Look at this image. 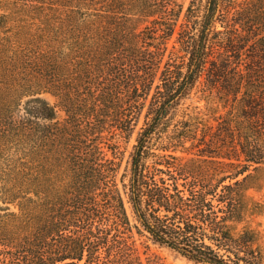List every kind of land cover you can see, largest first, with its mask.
Wrapping results in <instances>:
<instances>
[{
  "label": "trees",
  "instance_id": "1",
  "mask_svg": "<svg viewBox=\"0 0 264 264\" xmlns=\"http://www.w3.org/2000/svg\"><path fill=\"white\" fill-rule=\"evenodd\" d=\"M0 9V264H264V0ZM44 93L63 118L22 111Z\"/></svg>",
  "mask_w": 264,
  "mask_h": 264
},
{
  "label": "rangeland",
  "instance_id": "2",
  "mask_svg": "<svg viewBox=\"0 0 264 264\" xmlns=\"http://www.w3.org/2000/svg\"><path fill=\"white\" fill-rule=\"evenodd\" d=\"M183 1L185 2L186 6L190 2V0H183ZM0 13H2L1 9H0ZM174 40L175 38L173 39V41ZM182 102H186L187 104H193V105L199 106L203 110H205L206 107L208 106L207 100L200 98L196 94H192L189 98L182 100ZM54 103H55L54 97L51 96L50 94L44 93L41 95H36V96L27 98L24 101L22 111L30 115H37L41 113L43 108L50 107L52 110L51 119L63 118L64 113L62 111H58L54 107ZM143 122H144V117L142 116L135 133L130 139V142L125 144V148H124L125 150L121 156V162H122L121 172H123L126 166L129 164L131 152L133 150L134 144L136 143V137H137V134L141 126L143 125ZM258 179L260 180V183H257V181H254L255 183L254 186L256 187L251 188L249 190V194L254 196L257 200L264 202V188H261L262 186H264V175L259 174ZM8 208L14 209L13 206L0 202L1 211H5ZM259 223L261 224V226H259ZM252 226L258 227L260 229H264V216L255 218L252 222ZM143 241H145V239H143ZM144 244L148 246V247H145V245L141 246L142 257L146 264H206V263H202V262L189 259L166 246H163L159 243H155L150 240L149 241L146 240Z\"/></svg>",
  "mask_w": 264,
  "mask_h": 264
}]
</instances>
